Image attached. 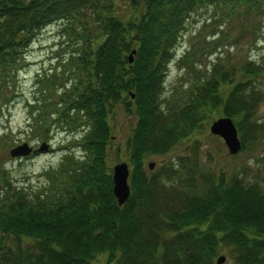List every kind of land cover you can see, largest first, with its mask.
I'll use <instances>...</instances> for the list:
<instances>
[{
    "label": "trees",
    "instance_id": "1",
    "mask_svg": "<svg viewBox=\"0 0 264 264\" xmlns=\"http://www.w3.org/2000/svg\"><path fill=\"white\" fill-rule=\"evenodd\" d=\"M209 7L198 19L208 28L194 33L201 45L193 39L179 58L189 87L169 100L168 64L189 17ZM248 17L257 19L253 27L233 23ZM54 21L61 43L75 45L56 66L63 74L36 73L37 93L24 104L28 126L72 132L81 154L68 150L36 187L0 170V264H91L98 251L109 264H216L220 249L229 264H264L261 183L212 168L198 139L152 169L144 165L189 137L212 107L235 122L240 151L264 147V48L257 58L230 51L246 33L257 48L264 0H0V82L21 72L25 51ZM119 111L131 114V191L122 204L107 161L122 147L112 139Z\"/></svg>",
    "mask_w": 264,
    "mask_h": 264
},
{
    "label": "rangeland",
    "instance_id": "2",
    "mask_svg": "<svg viewBox=\"0 0 264 264\" xmlns=\"http://www.w3.org/2000/svg\"><path fill=\"white\" fill-rule=\"evenodd\" d=\"M123 3V1H122ZM126 11V8H121ZM212 8H203L200 12H196L194 16L189 17V22L185 26L187 31H185L182 37L179 39V44L175 50V57L169 62L164 80V94L163 97L167 99H175L177 97L183 96V89L189 87L186 83L185 69L187 67L180 66V55L184 54V51L188 49L191 41L195 39V44L201 45L199 37L195 36V32L201 27V21L204 15L210 13ZM257 19L245 18L244 20L235 19L233 23H247L248 28L253 27ZM61 23L59 21H54L44 27L42 31L38 34L36 39L31 43L28 49L25 51L26 61L28 62L20 71L19 74H15L10 78H6L5 81H1L3 84L0 88V170H9V173L17 181V184H25L28 182L31 186L36 187L37 185H45L47 183L45 174L46 169L50 165H58L60 159L63 157L64 153L68 150L75 148L76 153H80V147H78L77 142L80 139L79 136L72 134L70 131L65 130H54L45 133L39 128L33 129L37 132L39 137H35L36 134L32 133L30 127L28 126V112L25 107L26 99H31L37 93V84L34 83L36 78L35 75L39 71H45L47 73L57 72L61 75L60 67H56L64 61V57L70 53L72 45L69 42L61 41L64 37L61 35ZM241 28L240 24L235 26ZM208 27H202V31H205ZM191 31H188V30ZM65 33V32H64ZM260 35L261 39L257 42V48H250L252 46L253 34L246 33L243 34L238 42L236 41L230 51H232V57L234 59L244 58L247 55L253 58L260 56L258 49L264 48V25L259 30H254V36ZM193 35V36H192ZM238 44V46H236ZM214 56V54H213ZM264 66V63H263ZM203 67V65H202ZM62 68V67H61ZM198 72L195 69H191L189 78L194 79L198 76ZM264 76V74H262ZM64 78V77H63ZM62 78V79H63ZM60 82V81H59ZM178 87H177V86ZM12 89L16 90V95L7 101L6 98L10 96ZM220 107V106H219ZM219 108L212 107L208 112V116L204 119H200L197 124V128L189 137H184L180 140L178 144L173 146V149L166 154L151 155L146 158L145 168L147 167V162L149 160L156 161V164H160L162 160L170 158L178 152H185L186 145L192 142L194 139H198L200 145L201 153L205 154V160L209 161V165L212 168L220 169L222 168L224 172L236 173L242 176L246 181H256L264 186V147L257 144L253 148H248L237 151V155L233 156L235 153H229L228 148L220 136L214 135L210 132L209 126L213 119L219 116ZM124 111H119L111 119L113 133L115 135L113 139L115 144L122 146L114 147V150H109L108 152V165L112 166L114 163L127 160L131 167V163L128 160L126 151L124 149V139L128 133L131 126L130 116ZM264 116V103L261 105L257 117ZM35 135V136H34ZM47 136L45 139L43 137ZM42 140H47L50 143L49 149L39 151L32 154H16L12 155L10 153V148L15 144L28 141L29 143L37 146ZM249 140V139H248ZM77 144V145H75ZM75 145V146H72ZM242 145V142H241ZM118 149V150H117ZM117 150V151H116ZM82 151V150H81ZM206 151L209 154L206 155ZM30 240L29 238H27ZM224 254L225 258L220 263H217V257ZM216 264H229L230 258L226 255V252L222 249L219 250L218 255L215 257ZM91 264H109L108 253L106 251H98L93 257Z\"/></svg>",
    "mask_w": 264,
    "mask_h": 264
},
{
    "label": "water",
    "instance_id": "3",
    "mask_svg": "<svg viewBox=\"0 0 264 264\" xmlns=\"http://www.w3.org/2000/svg\"><path fill=\"white\" fill-rule=\"evenodd\" d=\"M135 49L131 50L128 55V59L131 62L133 59V53ZM134 96V93H131ZM210 132L214 135L220 136L225 142L229 153H237L241 148V140L238 135V129L230 116L220 115L213 119L209 126ZM48 147L46 141H42L38 147L33 149L32 145L28 141H23L10 148V153L12 155L16 154H29L31 151L44 150ZM155 161H148V167L153 168ZM130 173V166L127 160H121L113 164L112 166V180L113 186L112 191L119 204L126 201L130 194V184L128 181ZM225 258L224 254L217 257V263H220Z\"/></svg>",
    "mask_w": 264,
    "mask_h": 264
},
{
    "label": "flooded vegetation",
    "instance_id": "4",
    "mask_svg": "<svg viewBox=\"0 0 264 264\" xmlns=\"http://www.w3.org/2000/svg\"><path fill=\"white\" fill-rule=\"evenodd\" d=\"M34 154V153H33Z\"/></svg>",
    "mask_w": 264,
    "mask_h": 264
}]
</instances>
